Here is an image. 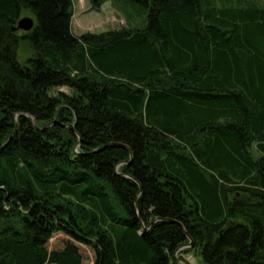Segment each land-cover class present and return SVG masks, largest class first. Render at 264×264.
<instances>
[{
	"label": "trees",
	"instance_id": "1",
	"mask_svg": "<svg viewBox=\"0 0 264 264\" xmlns=\"http://www.w3.org/2000/svg\"><path fill=\"white\" fill-rule=\"evenodd\" d=\"M131 1L0 0V264H264V0Z\"/></svg>",
	"mask_w": 264,
	"mask_h": 264
},
{
	"label": "rangeland",
	"instance_id": "2",
	"mask_svg": "<svg viewBox=\"0 0 264 264\" xmlns=\"http://www.w3.org/2000/svg\"><path fill=\"white\" fill-rule=\"evenodd\" d=\"M73 15L71 29L75 35L84 32H102L121 27L138 28L144 25V14L141 6L131 0H105L99 10L92 8L90 0H72ZM29 16V15H23ZM30 50L26 43L21 42L18 50V59L28 55ZM58 90L69 93L66 87ZM192 244L185 245L174 256L181 264H203L198 255L193 252H185Z\"/></svg>",
	"mask_w": 264,
	"mask_h": 264
},
{
	"label": "water",
	"instance_id": "3",
	"mask_svg": "<svg viewBox=\"0 0 264 264\" xmlns=\"http://www.w3.org/2000/svg\"><path fill=\"white\" fill-rule=\"evenodd\" d=\"M32 26H33V19H32L30 16H24V17H21V18L18 19L16 25H15L12 29H13V30H23V31H28V30L31 29ZM185 234H186V236H187L189 239H191L190 236H189L187 233H185ZM189 244H192V242H190ZM185 245H188V244H185ZM185 245H182V246L178 247V248L175 250L174 254H175L178 250L182 249ZM174 254H173V256H174ZM174 259H175V256H174ZM184 264H187V263H184Z\"/></svg>",
	"mask_w": 264,
	"mask_h": 264
}]
</instances>
